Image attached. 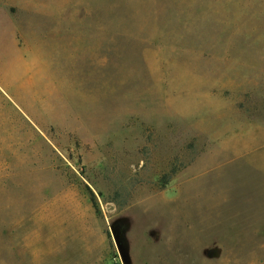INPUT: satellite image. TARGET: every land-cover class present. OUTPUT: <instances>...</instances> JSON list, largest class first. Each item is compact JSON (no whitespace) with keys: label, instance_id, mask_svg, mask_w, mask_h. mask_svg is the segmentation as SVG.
Segmentation results:
<instances>
[{"label":"rangeland","instance_id":"374dc122","mask_svg":"<svg viewBox=\"0 0 264 264\" xmlns=\"http://www.w3.org/2000/svg\"><path fill=\"white\" fill-rule=\"evenodd\" d=\"M0 264H264V0H0Z\"/></svg>","mask_w":264,"mask_h":264},{"label":"water","instance_id":"95a60500","mask_svg":"<svg viewBox=\"0 0 264 264\" xmlns=\"http://www.w3.org/2000/svg\"><path fill=\"white\" fill-rule=\"evenodd\" d=\"M111 230H112V234L116 242L117 248L122 253L124 249V241H123V236H122L123 228L119 223H116L112 225Z\"/></svg>","mask_w":264,"mask_h":264}]
</instances>
